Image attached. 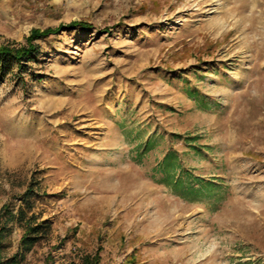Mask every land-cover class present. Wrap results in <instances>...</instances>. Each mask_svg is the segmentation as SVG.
Returning a JSON list of instances; mask_svg holds the SVG:
<instances>
[{
  "label": "rangeland",
  "instance_id": "374dc122",
  "mask_svg": "<svg viewBox=\"0 0 264 264\" xmlns=\"http://www.w3.org/2000/svg\"><path fill=\"white\" fill-rule=\"evenodd\" d=\"M47 30L29 62L0 60L3 257L264 264V0H0V49ZM137 131L159 137L139 163ZM167 151L217 197L157 184Z\"/></svg>",
  "mask_w": 264,
  "mask_h": 264
},
{
  "label": "trees",
  "instance_id": "16d2710c",
  "mask_svg": "<svg viewBox=\"0 0 264 264\" xmlns=\"http://www.w3.org/2000/svg\"><path fill=\"white\" fill-rule=\"evenodd\" d=\"M52 30H47L45 32H31V36L28 38V46L22 47L17 50L13 49H0V60H11L16 62L17 64H22L23 62H29L34 58V55L37 53V48L32 44L33 41L41 39L43 37H47L50 35ZM187 96L191 98L198 99V93L196 91L190 90L186 88ZM131 131L125 132L126 136L131 135ZM134 138L136 141H139V144L135 148V158L134 160L139 163L143 157H145L151 150L155 148L157 145V141L159 137L156 135H150L145 137L140 133V131L135 132ZM195 141V138H184V142L188 147H191L195 152H198L199 149L193 146L192 142ZM154 179L157 184L164 186L167 190H170L175 196L179 197L182 200L187 202H199L208 199H214L217 197V192L220 187L216 185L212 181H204L202 178L197 177L192 174L191 171L185 169L180 160L177 158V155L173 151H167L163 156L162 160L157 163L154 168ZM31 193V191H30ZM28 195L26 194L24 198L20 201L26 205L22 208L20 206L18 208L17 215L15 218L16 222L24 223L26 222V212H30L32 210V206L28 204ZM217 200H214V203ZM6 209H3L2 215ZM2 215L0 216L2 218ZM6 215V214H5ZM8 216H3L4 224L9 223L12 219H8ZM42 225H37L33 227H27L25 231V236L22 239V247L25 251L31 249V247L37 242V239L42 233ZM2 230H6V226L3 225L0 228V264H17L16 259L6 260L3 257V252L5 249V245L2 243L4 237L2 236Z\"/></svg>",
  "mask_w": 264,
  "mask_h": 264
}]
</instances>
